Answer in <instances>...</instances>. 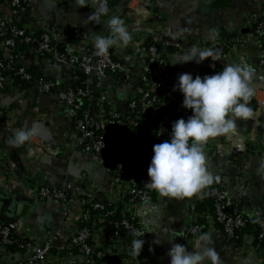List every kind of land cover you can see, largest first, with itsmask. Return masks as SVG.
Returning a JSON list of instances; mask_svg holds the SVG:
<instances>
[{
	"label": "built area",
	"instance_id": "1",
	"mask_svg": "<svg viewBox=\"0 0 264 264\" xmlns=\"http://www.w3.org/2000/svg\"><path fill=\"white\" fill-rule=\"evenodd\" d=\"M1 1L11 13L9 17L0 15V98L12 97L14 110L9 108L4 114L0 109V134L3 130L17 139L15 120L25 96L37 89L40 96L53 95L76 121L74 146H84L103 160L106 181L90 186L82 175L77 178L78 189L66 184L55 187L43 172L35 170L27 188L43 205L60 206L61 225L54 236L42 237L23 222L8 225L0 221V253H10L17 246L28 257L25 264H160L155 239L162 231L146 223L143 213L147 206H158L164 212L172 200L173 185L184 181L188 173H194L197 182L178 242L181 262L188 264L194 246L217 224L227 241L237 244L236 231L247 225L236 210L241 191L236 186L229 189L225 177L214 178L212 151L224 160L231 149L227 126L218 119L230 116L231 111L218 102L234 101L237 95L222 66L228 57L240 56L247 48L264 47V10L246 18L245 34L237 29L234 41L223 40L217 29L198 42L181 39L175 57L184 56L186 46L202 54L194 79L183 90L173 81L161 28H142L145 31L140 35L133 29V25L141 27L136 21L142 22L133 5L139 2L155 16L159 0H123L120 7L112 4L114 0L98 1L96 44L84 50L67 45L68 27L56 30L45 19L33 16V0ZM114 18L119 21L115 25L111 23ZM59 67L67 71L65 78L56 73ZM259 67L264 75V58ZM119 87L128 92L124 107L116 99ZM235 104L240 105L236 100ZM35 146L44 156L61 155L48 150L47 144ZM5 154L0 153L2 167L15 170L13 158ZM234 159L241 160L245 169L251 166L252 158L245 154ZM229 164L240 171L236 162ZM14 174L8 179L16 183ZM237 174L242 181L245 173ZM207 196L218 201L214 211H197ZM255 217L259 219L258 240L262 241L264 218ZM246 237L252 256L264 264V247L255 245L253 234ZM108 255L111 259L104 263ZM1 261L9 263L7 258Z\"/></svg>",
	"mask_w": 264,
	"mask_h": 264
},
{
	"label": "crops",
	"instance_id": "2",
	"mask_svg": "<svg viewBox=\"0 0 264 264\" xmlns=\"http://www.w3.org/2000/svg\"><path fill=\"white\" fill-rule=\"evenodd\" d=\"M98 1L100 0H33L35 11L32 15L45 19L50 27L56 30L68 27L67 45L75 50H84L96 44L95 6ZM115 7H120V4ZM133 7L138 9L137 17L142 20V22L136 21L141 27L133 25L135 33L140 35L145 31L142 28L152 30L157 25L161 28L166 39V52L170 47L173 49L171 54L173 59H170L173 81L177 87L187 90L197 73L202 54L199 50H192L186 46L185 55L175 57L178 42L181 39H190L192 42L207 39L208 34L211 31L215 33L216 29L221 31L223 40L229 38L234 41L238 33L237 29L242 31L241 34H245L242 28L246 18L264 10V0H159V9L155 16H151L147 8L139 2ZM10 13L8 5L0 0V15L9 17ZM115 18L111 23L113 21L114 24ZM118 22L116 20V24ZM263 58L264 47L260 46L247 48L244 52H240V56H230L224 62L222 67L237 97L234 101L229 99L218 102V105L226 106L231 111L230 116H220L218 119L227 126L226 135L231 149L224 160L220 159L214 149L212 151L214 178L217 180L225 177L229 189L236 186L237 191H241L242 201L237 203L236 210L248 217L264 215V75L259 67ZM66 72L63 67L56 70L60 79L61 75L65 78ZM245 95H249L255 104L246 102ZM127 96L128 92L123 87L117 88L116 99L119 107L126 105ZM235 100L240 104L239 106L235 104ZM13 104L12 97L0 98V109L4 114L9 108L14 110ZM241 107L244 110L243 114L240 113ZM18 109L19 118L15 120L19 131L17 139H11L3 130L0 134V153L5 151V155L13 158L12 163L15 168L10 171V167H2L0 162V217L4 215L10 219L19 217L18 222L29 225L42 237H52L61 225L63 210L55 204L43 205L29 191L27 184L32 181L31 177L35 176L33 175L35 170L43 172L52 185L69 184L70 188L78 189L80 186L77 178L82 175L87 176L90 186L91 183L94 186L105 184V163L84 146L76 145L78 139L82 141L81 138L74 141L76 145L74 146L76 121L70 118L68 109L53 95L40 96L37 89L34 93L25 96L23 104ZM2 123L3 117L0 118V125ZM29 135H32V142L27 140ZM249 139H252L250 143H248ZM28 141L29 150L26 145ZM38 142L47 144L48 150L59 151L60 157L50 154L44 156L37 151L35 144ZM62 154L70 163L64 159V162L61 161ZM238 154L252 158L251 166L243 168V162L234 159ZM232 161L236 162L240 171L232 168L229 164ZM13 171L18 179L16 183L8 179ZM237 172L245 173L242 181L236 177ZM196 182L195 174L188 173L184 181L174 184L172 200L164 212L158 206L145 207L143 216L146 223L162 231L157 233L155 239L158 244L160 264H183V252L178 242L183 224L187 222L186 208L194 196ZM240 184L242 187L239 186ZM19 206L22 209L18 216ZM248 235L250 234L244 236L241 243H229L223 231L216 226L214 231H207L199 243L197 242L187 263L258 264V258L251 254L250 240L246 237ZM58 252V249L54 251L55 254ZM4 258H7L9 263L7 261L3 263L1 259ZM0 261L3 264H25L28 257L19 251H12L6 254L0 253ZM50 264L61 263L55 261Z\"/></svg>",
	"mask_w": 264,
	"mask_h": 264
},
{
	"label": "trees",
	"instance_id": "3",
	"mask_svg": "<svg viewBox=\"0 0 264 264\" xmlns=\"http://www.w3.org/2000/svg\"><path fill=\"white\" fill-rule=\"evenodd\" d=\"M123 0H114L112 2V4L114 6L116 5H119ZM38 75V74H37ZM26 87H28V85H26ZM79 117H81V113H79L78 115ZM130 129V128H129ZM116 152V151H115ZM217 199L215 197H205L204 201L202 202L201 205H199L197 207V211H201L203 212L204 210H211V211H214V208H215V205L217 203ZM246 222H247V225L244 227V228H240L236 231V236L238 239H235L236 242L238 243H241L243 240H244V236L247 235V234H253V238L255 240V245H258L260 244L261 246L264 247V240L262 241H259L258 240V234H259V226H258V223H259V219L258 217H248V216H245V215H242ZM263 218H264V215H261ZM200 224H205V221H200L199 222ZM218 229H220L222 231V226H220L219 224L216 225ZM13 252L15 251H19V248L17 246H13L12 249H11ZM110 255L106 256L103 261L104 263H107L108 261H110Z\"/></svg>",
	"mask_w": 264,
	"mask_h": 264
},
{
	"label": "water",
	"instance_id": "4",
	"mask_svg": "<svg viewBox=\"0 0 264 264\" xmlns=\"http://www.w3.org/2000/svg\"><path fill=\"white\" fill-rule=\"evenodd\" d=\"M170 46H171V45H170ZM171 54H173V49L170 47V48H168V50H167V52H166V58H169V59L172 60V59H173V55H171ZM244 100H245L246 102H251V103L255 104L254 100H252V99L250 98L249 95H245V96H244ZM255 109H256V106L254 105V110H255ZM53 185H54L55 187L57 186V185H55V184H53ZM65 186H66V187H69V184H66ZM57 187H64V186L59 185V186H57ZM21 209H22V207L19 206V209H18V216H19V214H21V213H20ZM18 220H20L19 217H15V219H10V218L6 217L5 215L2 216V217H0V221H2V222L5 223V224H8V225H11V224L17 222ZM57 230H58V229H57Z\"/></svg>",
	"mask_w": 264,
	"mask_h": 264
}]
</instances>
